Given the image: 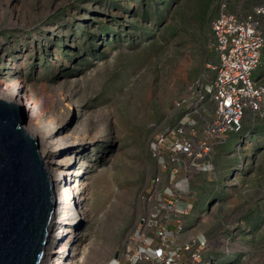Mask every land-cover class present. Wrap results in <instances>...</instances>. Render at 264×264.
Listing matches in <instances>:
<instances>
[{"label":"rangeland","instance_id":"374dc122","mask_svg":"<svg viewBox=\"0 0 264 264\" xmlns=\"http://www.w3.org/2000/svg\"><path fill=\"white\" fill-rule=\"evenodd\" d=\"M258 5L264 0H0V82H18V101L34 93L53 145L44 155L51 173L56 155L69 173L71 253L61 254V264L119 258L147 210L152 179L169 178L152 140L179 124L189 88L215 77L212 20ZM255 76L264 82V48ZM197 119L198 132L204 118ZM205 162L207 170L187 180L195 197L180 200L192 202L183 238L207 241L203 264H264V112L248 113L242 130L214 145ZM182 176L172 178L176 185Z\"/></svg>","mask_w":264,"mask_h":264},{"label":"built area","instance_id":"2783aa9c","mask_svg":"<svg viewBox=\"0 0 264 264\" xmlns=\"http://www.w3.org/2000/svg\"><path fill=\"white\" fill-rule=\"evenodd\" d=\"M264 6H255L244 16L222 10L211 22L212 48L218 62L211 84H193L179 105L185 113L179 124L159 133L151 150L169 178L154 177L147 210L111 264H203L208 243L201 236L183 238L184 217L194 198L187 184L194 170H207L205 159L214 145L242 130L248 113L264 112V82L255 76L262 63L264 32L261 22ZM203 117L202 129L197 132ZM183 171L180 186L172 178Z\"/></svg>","mask_w":264,"mask_h":264},{"label":"water","instance_id":"95a60500","mask_svg":"<svg viewBox=\"0 0 264 264\" xmlns=\"http://www.w3.org/2000/svg\"><path fill=\"white\" fill-rule=\"evenodd\" d=\"M28 107L0 96V264H42L58 219L57 186Z\"/></svg>","mask_w":264,"mask_h":264},{"label":"bare ground","instance_id":"6f19581e","mask_svg":"<svg viewBox=\"0 0 264 264\" xmlns=\"http://www.w3.org/2000/svg\"><path fill=\"white\" fill-rule=\"evenodd\" d=\"M21 87L19 86L18 82L16 81H11L7 83L6 85H2L0 82V94H2V97H6L10 100L15 101L16 103L21 102V100L16 98L18 96V93L20 91ZM1 96V95H0ZM25 98L27 102V107H28V121L26 125V129L32 133L35 134L36 137L40 140L41 148H42V153L45 155L46 153H49L51 148L53 147L52 143L49 141V139L46 136V128L48 123L46 122V119L43 117H40V107L38 103V99L32 92H26L25 93ZM46 158V156H45ZM92 159V158H91ZM54 164H55V171H56V176H55V183L57 186V200H58V219H57V228L55 229L56 231L53 233V237L51 239V243L49 244L47 248V252L45 254V257L43 261L47 260L48 254L51 253L50 261L49 264H61L63 263L60 261L62 257L69 252L70 255V243L66 237L68 236V222H67V214H68V208L72 205V187L68 186L67 183V176L68 172L62 168L60 165V157L56 155L54 159ZM88 162H86V166H88ZM88 172V171H87ZM83 187H86L89 184L88 179L85 180V182L82 183ZM77 186V185H76ZM86 200V197L84 194H82L77 201L78 203L75 202V205L81 208V210L77 214V221L78 225L81 227L85 218L87 217V212L84 207V202ZM79 232H76L74 235V240L73 246L75 247L74 249L76 250V244L78 243V240L80 238H83L84 236V231L78 230ZM54 248V250H52ZM74 250V251H75ZM53 253V254H52ZM62 254V257L60 258ZM67 255V254H66ZM68 255V257H69ZM67 260V259H66ZM67 264H72L71 262L66 261ZM65 264V263H64Z\"/></svg>","mask_w":264,"mask_h":264},{"label":"crops","instance_id":"0c3cea01","mask_svg":"<svg viewBox=\"0 0 264 264\" xmlns=\"http://www.w3.org/2000/svg\"><path fill=\"white\" fill-rule=\"evenodd\" d=\"M109 264H111V261L109 262Z\"/></svg>","mask_w":264,"mask_h":264}]
</instances>
